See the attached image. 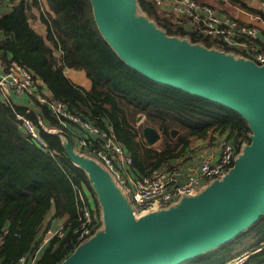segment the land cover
<instances>
[{
	"label": "trees",
	"instance_id": "16d2710c",
	"mask_svg": "<svg viewBox=\"0 0 264 264\" xmlns=\"http://www.w3.org/2000/svg\"><path fill=\"white\" fill-rule=\"evenodd\" d=\"M143 12L168 35L185 37L207 48L247 55L245 48L226 45L207 34L192 33L162 13L154 0H136ZM260 14L244 0H229ZM0 0V68L14 61L43 82L48 96L65 103L67 110L102 129L111 131L132 156L130 173L148 174L153 168L174 167L182 156H193V140L225 135L238 149L249 141L250 129L236 111L216 102L157 83L127 66L100 34L90 0ZM36 12V14L34 13ZM45 26H33V18ZM242 41L249 43L251 36ZM264 51V44L260 46ZM69 67L85 73L87 88L72 82L64 73ZM27 97L29 108L0 96V264H17L18 258L34 252L48 228L45 218L66 216L64 235L51 237L38 251L34 264H58L77 246L73 228L82 206L79 191L93 195L94 230L101 228L99 204L86 172L72 162L63 138L46 127H57L50 107ZM16 114L33 119L48 147H39L19 126ZM138 114L143 117L136 122ZM68 124L70 122H67ZM160 133L158 147L146 146L142 127ZM176 128L174 137L170 129ZM82 136L84 132H79ZM90 141L95 137H90ZM82 152L84 149H80ZM48 224V223H47ZM40 233V236H39ZM264 264V215L247 229L220 246L179 264Z\"/></svg>",
	"mask_w": 264,
	"mask_h": 264
},
{
	"label": "water",
	"instance_id": "95a60500",
	"mask_svg": "<svg viewBox=\"0 0 264 264\" xmlns=\"http://www.w3.org/2000/svg\"><path fill=\"white\" fill-rule=\"evenodd\" d=\"M90 3L100 34L127 66L236 111L250 134L221 179L167 208L136 216L111 173L59 133L68 158L87 174L102 223L58 264H179L222 245L264 215V63L168 35L138 13L136 0ZM142 136L151 145L160 133L145 125Z\"/></svg>",
	"mask_w": 264,
	"mask_h": 264
},
{
	"label": "built area",
	"instance_id": "2783aa9c",
	"mask_svg": "<svg viewBox=\"0 0 264 264\" xmlns=\"http://www.w3.org/2000/svg\"><path fill=\"white\" fill-rule=\"evenodd\" d=\"M154 1L163 8L171 10L177 17L174 21L181 26H186L192 33L207 34L222 39L226 45L245 48L248 51L245 55L247 58L258 64L264 63V51L257 50L241 39L244 35L253 36L255 28L233 19L229 14L219 12L215 5L198 0ZM258 1L260 8L264 10V0ZM249 14L253 15L250 12ZM253 17L260 16L253 15ZM43 87L40 79L34 78L30 72L14 61L4 66L0 73L1 98L9 102L13 95L28 96L47 104L60 125L46 127L40 118L39 124L49 132L69 135L77 151L93 158L105 167L118 181V187L136 216L167 208L177 203L182 197L197 194L213 180L221 179L232 167L243 145L247 143L244 142L237 149L232 141L220 134L215 144L218 152L215 154L211 151L201 154L196 166L188 164L187 166L175 165L168 169L153 168L146 175L133 176L130 173L132 156L111 131L107 128L102 129L95 123L70 112L63 101L51 99L44 94ZM16 118L19 126L28 134L32 142L39 147H48L33 119L23 114H16ZM81 131L85 133L84 136L79 133ZM90 137H95V140L90 141ZM82 148L83 152L80 150ZM81 194L82 192L79 191L83 203L78 211L79 222L73 228L78 244L88 239L98 229L94 230V213ZM63 235V226L60 225L46 232L44 241ZM39 249L40 246H37L34 252L20 256L17 264H34ZM244 257L245 254L236 256L230 264H237Z\"/></svg>",
	"mask_w": 264,
	"mask_h": 264
},
{
	"label": "crops",
	"instance_id": "0c3cea01",
	"mask_svg": "<svg viewBox=\"0 0 264 264\" xmlns=\"http://www.w3.org/2000/svg\"><path fill=\"white\" fill-rule=\"evenodd\" d=\"M40 2H42V5H44V8L46 9V2L45 0H39ZM223 1H228L231 2L229 0H219L220 2V6L221 8H217V10L219 12L222 13H226V14H231L230 16L233 17V19L240 21L242 23L248 24L251 27L255 28V34L252 37L253 40L249 41V45L255 47L257 50H260V46L262 44H264V19L260 16V14L253 12L249 9L248 12L253 13V15H259L260 17L255 18L253 17V15H248L246 14L244 11V13H241L239 10V8H244L242 6H239V10L236 8H233V13L231 12V8L225 7L222 8L224 5ZM258 0H244V2L251 8H253L254 10H261L259 8V6H255ZM259 2V1H258ZM209 3V2H208ZM211 4V2H210ZM215 5V4H214ZM216 6V5H215ZM217 7V6H216ZM236 7V6H235ZM262 12H264V10H261ZM36 14V12H34ZM33 21L37 23V26L32 25L38 32L40 33H44L45 30V25L40 22V20L38 18H33ZM2 71V68H0V73ZM64 73L66 74V76L74 83L79 84L85 88H87L89 86V79L88 77L85 75V73L83 71L80 70H74L72 68L69 67H65L64 68ZM84 74V75H83ZM82 78H86V80H84V84L80 83ZM43 91H45L46 93H48V91L46 90L45 86L42 88ZM12 99L17 103H23L24 106L26 105V107L29 108V101L27 100L26 96H17V95H13ZM218 136L214 137L217 138ZM161 138H159L160 140ZM158 141V140H157ZM195 144L198 146H194V144H191L189 147H191L194 151L193 156H182L179 160L178 163H175L176 165H182V166H187L188 164H193V165H197L198 160L200 158L201 154L204 153H208V152H214L215 154L218 152V150L216 149L215 146L210 147L209 143H207L206 138L205 139H200V140H196ZM207 144V145H206ZM152 145V144H151ZM206 145V146H205ZM205 146V147H204ZM175 167V166H174ZM89 191H84L82 192V195L85 199V203L86 204H94L93 203V195L90 194ZM79 195V194H78ZM80 198V195H79ZM83 199V200H84ZM81 200V199H80ZM93 206V205H92ZM48 223V224H47ZM67 223L66 222V216H62V217H53V209L50 210V212L48 213V215L45 218V222H44V226L43 228H41V232L43 233V229L44 227L48 228V229H53L55 227H58L60 225L63 226V224ZM40 236V233H39ZM46 238V233L42 234V237L40 238V242H39V246L40 249H42L45 245H46V241H44V239ZM39 249V250H40Z\"/></svg>",
	"mask_w": 264,
	"mask_h": 264
},
{
	"label": "rangeland",
	"instance_id": "374dc122",
	"mask_svg": "<svg viewBox=\"0 0 264 264\" xmlns=\"http://www.w3.org/2000/svg\"><path fill=\"white\" fill-rule=\"evenodd\" d=\"M198 1H203V2H211V4H215L217 7H219V8H221V6H220V2H219V0H198ZM224 2V5H223V7L222 8H225V7H228V8H231V12L233 13V8H236V9H238L239 8V6L240 5H238V4H236V3H233V2H228V1H223ZM236 6V7H235ZM255 6H259V8H260V4H259V2L257 1V3H256V5ZM42 8L43 9H45L44 8V5H42ZM240 9V10H239ZM238 10L241 12V13H246V14H248V15H250L249 14V12H248V10L246 9V8H239ZM260 9H262V8H260ZM162 13H165V14H167V15H169V17H172L171 19H169L170 21L171 20H176L177 19V17H176V15H174L173 13H172V11L171 10H168V9H166V8H163V9H159ZM244 11V12H242V11ZM263 10V9H262ZM137 11H138V13L139 14H144L143 12H141L139 9H137ZM231 15V14H230ZM233 18V17H232ZM149 20H151V19H149ZM152 21V20H151ZM153 22V21H152ZM32 25H34V26H37V23L36 22H34V21H32ZM178 37V36H177ZM179 38H183V37H179ZM232 53H235V54H237L236 52H232ZM237 55H241V56H244V55H242V54H237ZM27 70V69H26ZM28 71V70H27ZM29 72V71H28ZM84 75V74H83ZM84 80H86V78H82L81 79V82L80 83H82V84H84L83 82H84ZM0 91H1V88H0ZM43 93L44 94H46V95H48V93H46L45 91H43ZM172 130L174 129H176L175 127L174 128H171ZM170 129V130H171ZM176 134V133H175ZM175 134H173V135H171V133H170V136L171 137H174L175 136ZM220 135H218V137H219ZM217 137V138H218ZM217 138H212V137H208V138H206V140H207V143H209V146L210 147H213V146H215V144H216V142H217ZM159 143H160V140L158 139V141H155L151 146H153V147H158L159 146ZM191 144H194V146H198V145H196L195 144V140H193L192 142H191ZM207 145V144H206ZM205 145V146H206ZM204 146V147H205ZM178 166H180V164L178 165ZM113 177V179H114V181H115V186H119V184H118V181L116 180V178L114 177V176H112ZM90 195V194H89ZM81 196H82V198H83V195L81 194ZM99 213H100V215H101V211H100V206H99V211H98ZM98 219H99V221L101 222V219H102V216H99L98 217ZM50 229H48L47 230V233H48V231H49Z\"/></svg>",
	"mask_w": 264,
	"mask_h": 264
},
{
	"label": "flooded vegetation",
	"instance_id": "af4514ba",
	"mask_svg": "<svg viewBox=\"0 0 264 264\" xmlns=\"http://www.w3.org/2000/svg\"><path fill=\"white\" fill-rule=\"evenodd\" d=\"M144 141H145V140H144ZM145 145H146V146H150L149 144L146 143V141H145Z\"/></svg>",
	"mask_w": 264,
	"mask_h": 264
}]
</instances>
